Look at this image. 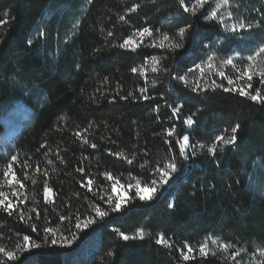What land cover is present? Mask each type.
<instances>
[{"label": "trees", "instance_id": "trees-1", "mask_svg": "<svg viewBox=\"0 0 264 264\" xmlns=\"http://www.w3.org/2000/svg\"><path fill=\"white\" fill-rule=\"evenodd\" d=\"M183 3L191 7L195 0ZM135 5L140 7L129 11ZM214 5L209 0L193 13L183 10L181 0H0V19L7 21L0 25V145L6 121L18 126L0 150V191L19 205L11 214L0 207V246L18 255L9 261L0 254V262L65 264L96 234H101L99 249L81 264L264 262L257 251L264 249V103L224 90L249 83L245 78L229 85L227 78L236 80L238 69L264 46V0H230L221 10L223 24L205 18ZM241 22L254 26L241 31L239 44L226 51V26ZM145 27L152 36L137 34ZM186 27L180 38L179 29ZM164 34L183 47L169 48ZM129 37L135 50L120 47ZM209 56L211 68L205 63ZM229 56L236 67L222 64ZM253 67L264 70V53ZM186 73L192 83L176 79ZM260 80L254 75L248 91L264 92ZM220 84L224 88L215 86ZM141 88L150 99L142 98ZM189 118L194 123L188 127ZM237 123V143L220 142L213 155L209 149L217 137L230 138ZM186 134L190 145L182 152ZM173 158L178 171L168 184H159L155 168ZM12 172L24 187L7 183ZM45 181L52 190L47 198ZM152 181H157L153 198L140 200L137 185L152 187ZM113 185L123 187L128 198L120 212L101 201L113 198ZM96 205L109 215L97 216ZM89 217L96 223L76 227ZM141 229L143 239L119 236ZM161 234L170 247L156 242ZM73 235L71 246L51 243ZM204 243L215 256L199 255ZM26 244L40 247L25 250ZM221 244L231 247L224 251ZM189 245L195 258L184 261L181 249L186 252ZM235 252L236 260L229 259Z\"/></svg>", "mask_w": 264, "mask_h": 264}, {"label": "snow or ice", "instance_id": "snow-or-ice-1", "mask_svg": "<svg viewBox=\"0 0 264 264\" xmlns=\"http://www.w3.org/2000/svg\"><path fill=\"white\" fill-rule=\"evenodd\" d=\"M181 4H182L183 10L185 12H189L190 11V12L195 13L197 8H204L205 5H208L209 4V0H195V3H193L191 5V7H189V5H187V4H184L183 0H181ZM229 6H230V0H216L214 7L210 6L211 10L207 13L205 18L206 19H212V20H219V22L221 24H223L225 19H226V17L223 14H221V10L226 9ZM139 7H140V5H135L133 8H130L129 11H135ZM232 15H233V13L231 11L227 12V17L230 18V17H232ZM120 19L122 21H126V18L124 16H121ZM6 23H7L6 20L0 19V25L6 24ZM253 26L254 25L252 23L241 22L239 24L231 25L230 28H227V26H226V30L231 31L233 33H236V32H240V31H243V30L252 29ZM189 27L180 28L177 35L180 38H183L185 33L189 30ZM137 34L140 37H144L145 35L152 36L153 33H152V29L151 28L145 27L143 29H137ZM107 35L108 36H112L113 33L112 32H108ZM162 41H170L167 46L169 48H172L173 50L183 47L182 42L178 43V42L171 41L170 37L167 34H164L162 36ZM120 47L132 48L133 50H135V48L138 47V45L135 43V41L132 40L131 37H129V38H127V39H125L123 41V43L120 45ZM159 47H165V44L163 42H161ZM261 53H264V46H261L259 48V51L256 53V55L248 57V60L250 61V63L246 66V68H244L243 70H239L238 69V71H240V75L236 78V80H233L231 78H227L226 77V73L224 71H220L218 73V75L220 77L227 78V83L229 85H236L238 81L243 80V79L246 78L249 83H247L245 86H236V87H229V88H224L223 84L215 85V86L216 87H220V88H224L225 91H229V92L236 91V92H238L239 95L245 96V97H249L252 101H256V102H259V103H264V92H262V90L260 88H255L252 92L248 91V89H252V84L250 82L252 81L254 75H258L261 78L260 82L264 83V70H260L259 72H256L254 70V67H253L255 62H256V56L261 54ZM236 55L239 56L240 53L237 52ZM153 59L155 60V58H153ZM213 59H214L213 56H209L207 58V61H205V63H207L208 67H210V68L213 66L212 63H211L213 61ZM155 63L159 64V61L155 60ZM222 64L225 65V66L236 67V65L234 63V59L231 56H229L228 58L223 60ZM196 67L200 70L201 74H203V70H204L203 66L202 65H197ZM152 70L153 71H157L158 68L157 67H153ZM132 71L136 72L137 69L133 68ZM191 72H192V69H189L188 73H191ZM188 73H186L184 76H177L176 79L183 81L185 84L192 83V81H190L187 78ZM195 88H196V90H199L201 88V85L199 83H196L195 84ZM140 92L142 94V98L143 99H145V100L150 99V97L147 95V88H141ZM129 95H132V94L130 93ZM123 99H128V97L125 96V97H123ZM182 107H183L182 104H180V105H178L176 107H173L172 108V112L174 114L175 113H179L181 111ZM155 110L159 111L158 108L155 109ZM186 123L188 125H192L194 123V121L191 118H189L186 121ZM240 127H241L240 124L237 123L232 128V130H231L232 131V135L228 139H225L223 136L217 137L216 142H214L213 146L209 149V151L213 155H215V153L217 151V144L220 143V142H222L223 145H234V144H236L237 143V139H238L237 136H236V133L240 129ZM174 132H175L174 128L173 129H169L168 130V135L171 136V135L174 134ZM76 135L77 136H81L82 134L77 132ZM84 143H88V140H87L86 137H84ZM189 145H190L189 136H187V135L183 136L182 140L180 142L181 151L186 149ZM91 147L95 148V147H97V145L93 143V144H91ZM192 154L195 155L194 152ZM115 155H120V154H115ZM185 158H187V154H185ZM11 159L13 161H16L17 157L16 156H12ZM49 163H51V161H49ZM128 163H132V160H128ZM141 167H144V165H141ZM9 169L11 171V165L9 166ZM37 171H39L38 166H37ZM78 171L83 172L84 168L81 167V168L78 169ZM155 171H157L160 174L159 184H168L169 178L172 177V175L178 171V166H177V163L175 162V159L173 158V159H170L168 161L166 167L157 166L155 168ZM8 175H9V173H5V176H8ZM45 175H47V173H45ZM105 176L109 180H114L115 179V177H113V175L111 173H105ZM7 183L9 185L19 184L20 187H24L23 183L17 179V177H16L14 172L11 173V178L7 180ZM33 183H35V181H33ZM152 184L154 185L152 187H139V185H137V187L139 188L138 195H139V199L140 200L147 201V200H151L153 198V195L157 191V187L155 186L157 184V181H152ZM86 186L89 187V189H91V186H92V180L91 179H88V182H87ZM128 187L131 188L132 185H129ZM112 190L116 191L115 185H113V189ZM51 191L52 190L47 187V181H45V198H47V196L51 193ZM12 195H15V192H13ZM101 201H103L104 203H106L109 206V210L111 212H120L122 207H125L128 204V198H126L123 195H118L115 200L113 198H111V197H108L106 199L104 196H101ZM0 207H2L5 211H8L9 214H11V211L14 208L17 209V210L19 209L18 203L14 204L13 201L9 198V194L6 193V192H2V191H0ZM169 207H174V205L173 204H169ZM95 213H96L97 216H99L101 218L106 217V216L109 215V211L102 210V208L99 205L95 206ZM23 218H24V215L21 214V219H23ZM60 219L63 220V219H66V217H60ZM94 223H96V220L94 218H92V217H89V218L85 219L83 221V223H79L78 222L76 224V227L78 229L79 228H87L89 225L94 224ZM45 231H47L48 233H52L53 229L52 228H47V229H45ZM119 236L125 241L130 240V239H136V238L143 239L144 236H145V232L142 229L138 230V232L136 234H134V235H127L124 232H119ZM29 239L30 238L28 236L24 237V240L26 242L29 241ZM74 240H75V236L73 235L72 238L63 237L61 240L53 239L51 241V243L53 245L60 243L63 246L67 247V246H71L72 243L74 242ZM156 242L161 244V245H166V246H169V247L171 246L169 244V241H167L163 237L162 234L158 237ZM15 247L16 248H21V245H16ZM32 247H40V245L26 244L24 246L25 250L28 249V248H32ZM220 247L224 251H227L231 247V245L221 244ZM195 251H196V249H194L190 245L187 246V251L186 252L183 249H181L182 259L184 261H188V260L194 259L195 257L190 255V254L195 252ZM198 251H199V255L202 256V257H207L210 254L212 256L216 255L215 252H211L210 253V250L208 249L207 243L201 244L199 246V248H198ZM257 251H259L260 254L262 256H264V249H257ZM0 254H3V256L6 257L7 260H9V261H16L18 259V255H17V253L15 251H9L5 247H2V246H0ZM109 254L111 255L112 253H109ZM239 255H240L239 252H235L233 255H231L229 257V259L236 260V257L239 256ZM0 264H3V262H0ZM261 264H264V262H261Z\"/></svg>", "mask_w": 264, "mask_h": 264}, {"label": "rangeland", "instance_id": "rangeland-1", "mask_svg": "<svg viewBox=\"0 0 264 264\" xmlns=\"http://www.w3.org/2000/svg\"><path fill=\"white\" fill-rule=\"evenodd\" d=\"M213 2L215 3L216 0H213ZM210 10H208L209 12ZM227 40L226 43H224V48H226L225 50L228 51L230 50L229 48H233L234 46H237L239 44V41L241 40L242 33L240 32H236L233 33L231 31H227L226 34ZM219 44V43H218ZM263 54V53H262ZM12 122H8L6 121V128H5V134L3 135L2 139H1V145H0V150L3 149V147L8 143V139L9 136L15 132L16 129H18V126H13L11 124ZM187 124V123H186ZM186 126H191V125H186ZM187 135V134H186ZM187 149V148H186ZM186 149H184L182 152H186ZM139 187H143V186H139ZM116 191H114L113 193V199L115 200L116 197L118 195H123L124 196V189L121 186H115ZM139 192V190H138ZM100 242H101V234H96L91 240H89L85 246L83 247V249H81V251L78 253V255L74 256V258H71L70 260H64L65 264H81V262L83 260H87L89 259L98 249L100 246ZM37 263V260H33L30 261L27 264H35Z\"/></svg>", "mask_w": 264, "mask_h": 264}]
</instances>
